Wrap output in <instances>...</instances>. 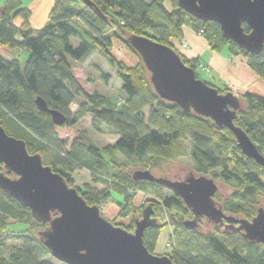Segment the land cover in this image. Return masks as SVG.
<instances>
[{
    "label": "trees",
    "instance_id": "trees-1",
    "mask_svg": "<svg viewBox=\"0 0 264 264\" xmlns=\"http://www.w3.org/2000/svg\"><path fill=\"white\" fill-rule=\"evenodd\" d=\"M3 1L0 49L30 53L23 66L20 59L7 58L0 52V125L6 132L25 141L29 153L41 155L44 165L60 174L70 187H74L73 176L77 171L90 172L93 182L108 190L77 188L90 206L101 207V200L109 197L110 189L119 194L123 198L119 202V216L134 214L131 226L119 225L128 231H134L142 210L151 206L162 226L146 230L144 241L150 252L156 254L162 228L167 226L159 217L163 207L171 215L175 228L171 241L175 251L168 255L174 264H264V244L248 241L240 232L221 231L201 220L197 228H189L185 223L194 219L193 214L178 195L165 196L163 191L167 188L163 185L134 179L139 170L171 178L156 172L159 163L186 156V143L190 141V157L195 166L192 172L215 181L220 177L223 186L234 190L224 197L219 189L215 196L226 215L251 221L263 207L257 200L264 197V167L243 153L230 130L163 100L156 93L140 55L124 40L132 34L143 35L172 47L188 67L195 69L198 78L201 61L186 58L172 43L183 37L187 23L195 32H204L214 52L223 53L228 48L235 55L247 56L249 67L263 80L264 51L260 55L247 54L223 37L217 23L196 19L179 7L178 0H169L170 8L166 5L168 0H89L93 7L80 0H55L49 22L40 30L32 27V12L21 0ZM243 26L250 32L248 25ZM73 39L79 41L77 46L72 44ZM116 40L138 59L136 64L130 66L113 53ZM95 53L116 69L126 96L124 103L115 102L98 90L91 92L89 86L94 85V80L87 79V84L76 73V68ZM101 78L108 83L110 75L102 73ZM208 84L223 94L230 92ZM38 97L50 109L63 113L67 121L55 125L50 114L38 109ZM239 99L241 108L235 124L247 132L264 155V96L247 92ZM74 104L78 106L76 113ZM86 115H91V125L97 133L111 129L117 140L103 150L97 148L76 127ZM217 170L220 173L211 176ZM138 192L156 199H149L141 209L135 203ZM8 219L27 226L37 222L41 225L39 231L45 228L28 208L0 190V230H5ZM39 231L18 235L16 239L21 245L13 247L8 257L1 255L5 242L0 236V264H55Z\"/></svg>",
    "mask_w": 264,
    "mask_h": 264
},
{
    "label": "water",
    "instance_id": "water-1",
    "mask_svg": "<svg viewBox=\"0 0 264 264\" xmlns=\"http://www.w3.org/2000/svg\"><path fill=\"white\" fill-rule=\"evenodd\" d=\"M80 1L93 7L89 0ZM178 5L196 19L217 23L223 37L247 54L260 55L264 51V0H178ZM244 24L250 32L245 31ZM124 42L140 55L163 100L230 130L243 153L264 167V155L247 132L235 124L241 108L238 95L232 91L223 94L198 78L195 69L188 67L172 47L136 34ZM36 105L51 115L55 125L67 121L41 97ZM0 165L5 170L0 173V190L45 225L38 235L51 256L62 264H174L168 255L154 254L145 245L146 230L162 226L151 206L142 210L134 231L115 225L103 216L100 206H90L76 187H70L60 174L44 165L41 155L30 154L25 141L10 136L1 125ZM134 179L154 181L178 195L194 216L186 221L187 227L197 228L201 218L218 227L226 222V229L264 244V208L260 207L251 221L227 216L215 200L219 191L215 179L193 172L184 179H171L155 176L150 170L136 171Z\"/></svg>",
    "mask_w": 264,
    "mask_h": 264
},
{
    "label": "rangeland",
    "instance_id": "rangeland-1",
    "mask_svg": "<svg viewBox=\"0 0 264 264\" xmlns=\"http://www.w3.org/2000/svg\"><path fill=\"white\" fill-rule=\"evenodd\" d=\"M23 1L25 2V4H27L30 0H23ZM145 1L151 2L152 0H145ZM166 5L170 8L171 5H170L169 0L166 1ZM185 26H188L191 29H193L190 23H187ZM196 33L198 36L205 39L204 32L200 31ZM107 34L110 35L111 30H109ZM172 43L175 45V47L178 50L188 49L190 47V43L183 37L172 40ZM72 44L74 46H77L79 44V41L77 39H73ZM8 50H12V49H8ZM15 51L16 53L17 52L20 53L18 59H20L21 64L24 66L26 63V60L29 58L30 53L27 50L22 51L19 49H15ZM113 53L117 55L119 59H122L123 61H125V58H126V59H132L134 63L138 62V59L130 51H128L126 46L120 41L116 40L114 42ZM224 53L229 54V58H231L233 64H239V63L244 62L245 64L249 66L247 56H244L242 54L235 55L228 48L225 50ZM218 54H222V53H218ZM125 62L128 65L132 66L128 61H125ZM198 70H199L198 75L200 79L210 84H214L220 88H223L226 90L228 89L232 92H235V91L237 92L235 85H232L230 82L224 81L220 78L217 79L216 76H214L211 68L207 66L206 64L201 62L198 65ZM76 73L79 75L80 79L86 83H87V79L91 78L94 80V85L89 86L90 87L89 90L91 92L95 89V90H98L100 93L105 94L106 96L110 97L115 102H121V101L123 103L125 102L126 96L124 95L121 89L122 82L117 77V71L116 69H114L108 64L107 60L102 55L95 53L93 56H91V58H89V60L84 65L76 68ZM102 73H106L110 75V79L108 83H105V81L101 78ZM259 79L264 83L263 79H261L260 77ZM246 93L247 92H241L239 96L244 95ZM77 111H78V106L77 104H74L73 112L76 113ZM91 122H92L91 115H86L85 118H83L76 125V127L97 148H99L100 150H103L107 145L113 144L117 140V136L113 132V130L105 128L104 132L102 134H99L92 128ZM191 148H192V144L190 141H188L186 143V153H187L186 156H179L176 158H170V159L161 161L159 163L160 165L156 169L157 170L156 172H158V174L171 175L170 176L171 179H175L177 177L184 179L187 175H189V173L192 172L193 169H195L193 160L190 157ZM105 158L107 160L110 159L108 156H105ZM219 173L220 171L217 170L215 172H212L211 176H216ZM73 182H74V187L80 188L82 191H86L87 186L91 188H96L101 191L106 190L103 185L94 183L92 180L91 173L86 170L77 171L73 176ZM220 182H222V179L220 177H217V183L219 184V189L220 191H222L223 196L228 197V195H231V193L234 191L233 188L223 186V184H221ZM106 191L108 192V190ZM109 191L110 192L107 194L109 197L106 200H101V209H102L103 216L110 221H114L117 225H122L125 227L131 226L134 221V214H130L126 218H121L119 216V213H120L119 202L123 201V198L119 194H117L114 190L110 189ZM163 193L165 196H169V197L173 196V192H171L168 189L164 190ZM149 199H156V198H154L151 195L138 192L135 196V203L138 207L142 209V206L144 205V203L148 201ZM257 202H258L257 204L264 207V197L259 196ZM159 217L162 219V221L167 223V226L162 228L160 238H159V241L156 245L154 252L157 255H171L175 251V246H173L171 243V241H173V238L175 236V228L172 223V218L169 212L166 211L163 207H161V209L159 210ZM39 229H41V225L38 224L37 222H34L33 224L27 226L15 220H12V219L6 220L5 230L4 231L0 230V236H2V239L5 242V247L1 255H3L4 257H8L13 247L21 245V242L18 239H16L18 235L25 234L27 232H36L37 230L39 231ZM215 235L219 239H222V236L220 234L219 235L215 234ZM52 261L55 264H62L56 259H53Z\"/></svg>",
    "mask_w": 264,
    "mask_h": 264
},
{
    "label": "crops",
    "instance_id": "crops-1",
    "mask_svg": "<svg viewBox=\"0 0 264 264\" xmlns=\"http://www.w3.org/2000/svg\"><path fill=\"white\" fill-rule=\"evenodd\" d=\"M23 1V0H22ZM23 6L32 12L31 25L34 29L40 30L49 22L50 12L54 7L55 0H30L27 4L23 1ZM4 1L0 0V21L2 16ZM183 38L189 43L188 49H179V52L188 59H199L213 71L217 79L230 82L236 86L234 93L239 96L241 92H253L264 95V83L243 63L233 64L228 53L218 54L213 52L206 40L197 35V33L188 26L184 27ZM20 40V37H17ZM1 48L0 52L7 58L17 59L20 53L15 50ZM5 51V52H4ZM131 65H134L132 59H126Z\"/></svg>",
    "mask_w": 264,
    "mask_h": 264
},
{
    "label": "flooded vegetation",
    "instance_id": "flooded-vegetation-1",
    "mask_svg": "<svg viewBox=\"0 0 264 264\" xmlns=\"http://www.w3.org/2000/svg\"><path fill=\"white\" fill-rule=\"evenodd\" d=\"M0 173H5L4 167H3L2 165H0ZM227 216H228V215H227ZM193 218H194V216H193ZM200 220H201V221H204V222H208L205 218H201ZM208 223H209V222H208ZM214 226H215V225H214ZM225 226H226V222H225V224H224L223 227H218V226H215V227L218 228V229H220L221 231H223V230H228V229L225 228Z\"/></svg>",
    "mask_w": 264,
    "mask_h": 264
},
{
    "label": "built area",
    "instance_id": "built-area-1",
    "mask_svg": "<svg viewBox=\"0 0 264 264\" xmlns=\"http://www.w3.org/2000/svg\"><path fill=\"white\" fill-rule=\"evenodd\" d=\"M201 32H203V31H201Z\"/></svg>",
    "mask_w": 264,
    "mask_h": 264
}]
</instances>
